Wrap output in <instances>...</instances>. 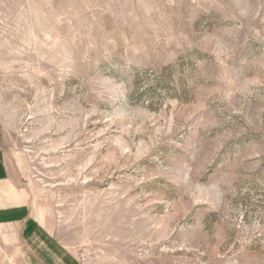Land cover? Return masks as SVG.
Returning a JSON list of instances; mask_svg holds the SVG:
<instances>
[{"label":"rangeland","instance_id":"1","mask_svg":"<svg viewBox=\"0 0 264 264\" xmlns=\"http://www.w3.org/2000/svg\"><path fill=\"white\" fill-rule=\"evenodd\" d=\"M0 151V264H264V0H0Z\"/></svg>","mask_w":264,"mask_h":264},{"label":"crops","instance_id":"2","mask_svg":"<svg viewBox=\"0 0 264 264\" xmlns=\"http://www.w3.org/2000/svg\"><path fill=\"white\" fill-rule=\"evenodd\" d=\"M16 167L0 151V250L1 247L27 246L43 261L52 244L48 223L40 218L23 188ZM4 248V249H6Z\"/></svg>","mask_w":264,"mask_h":264}]
</instances>
